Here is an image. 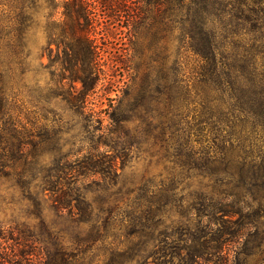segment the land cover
<instances>
[{"label":"trees","instance_id":"trees-1","mask_svg":"<svg viewBox=\"0 0 264 264\" xmlns=\"http://www.w3.org/2000/svg\"><path fill=\"white\" fill-rule=\"evenodd\" d=\"M122 1L123 7L127 2L137 1L153 12L148 18L152 43L169 39L173 48L170 51L172 65L158 66L155 78L153 69L156 67L147 70L138 89L125 82L113 90L116 95L107 98L109 121L103 124V118L93 108H87V104L107 75L102 67L97 35L101 34L99 39H104L102 35L108 27L97 29L99 18L89 12L84 0H27V13L32 21L38 8L46 10L43 28L48 63L45 67L52 69V82L57 84L56 81L66 79L72 85L80 83V88L70 86L65 100L88 128L94 116H98L100 125L96 128L97 142L92 151L99 152L100 146L112 151L103 158L88 153L73 169L56 160L50 167L40 169L39 186L57 194L59 211L75 207V221L94 227L100 214L98 210L102 209L95 200H89L70 185L72 170L77 171L76 175L100 174L107 180L112 172L117 174L116 160L126 156L128 142H147L153 138L152 146H158L157 151L164 159L172 157L171 161L180 169L198 171L206 180L194 197L202 218L235 224V227L224 225L225 229H218L222 242L229 245L225 247L221 243L219 247L207 249L223 252L225 256L234 254L238 246L234 249L233 245L245 239L241 229L251 224L257 230L264 216V0ZM105 6L101 22L115 27L116 6L114 3ZM135 20L128 15L125 30H122V44L128 41L129 46L124 47L126 51L128 48L135 51ZM24 39L23 26L10 30L0 14V121L6 114L10 115L6 110V92L23 79ZM16 65L20 68L19 74ZM187 106L199 112L195 125V135L199 138L197 148L180 132L181 108ZM86 110L92 118L84 117ZM130 121L137 123L133 129L129 127ZM231 138L236 142H230ZM45 143L47 139L41 134L35 135L32 129L15 121L9 127L0 126V165L8 145L10 153L15 154L27 145L35 148ZM28 171L30 177L37 175L35 162H30ZM149 205L145 211H141L143 205H139L136 209L140 210L139 214L130 216L129 222L140 229L139 233L155 230L158 223L153 220L160 217L167 206ZM234 216L237 218L233 220ZM22 256L13 264H41L40 259L44 260L40 255L35 257L38 261ZM152 256L158 264L166 263L164 251H153ZM4 262L5 259L0 264ZM138 263L146 264V256Z\"/></svg>","mask_w":264,"mask_h":264},{"label":"rangeland","instance_id":"rangeland-1","mask_svg":"<svg viewBox=\"0 0 264 264\" xmlns=\"http://www.w3.org/2000/svg\"><path fill=\"white\" fill-rule=\"evenodd\" d=\"M84 1L89 12L99 18L97 29L108 27L102 35L104 39L100 40L101 34L97 35L101 63L107 75L87 104V108L97 111L96 114L106 124L109 121L107 98L116 95L113 90L125 82L138 89L147 70L154 67L155 78L158 66L172 65L170 51L173 48L167 38L152 43L148 18L153 12L145 4L134 1L127 2L123 7L122 0H103L106 2L104 5L99 0ZM108 3L116 6L113 12L117 16L114 17L115 27L101 22L104 21L105 5ZM27 5V0H0V14L9 29L23 26L26 55L23 79L16 82L13 90L6 92V110L10 115L3 117L0 126L9 127L15 121L32 129L33 134H41L47 143L35 148L27 145L15 154L10 153L8 145L2 155L0 263L5 259L4 264H13L23 254L24 259L33 258L34 261H38L35 258L37 255L44 257V260L40 259L41 264H141L138 261L143 256H146V264H158L152 253L164 251L167 255L165 264H264V216L257 230L251 224L241 229L245 239L239 245H233L234 249L238 246L234 254L225 256L223 252L207 249L224 243L218 236L219 228L225 229L224 225L235 227V224L210 222L205 216L202 218L194 197L206 180L198 175V171L180 169L171 161L172 157L164 159L157 151L158 146H152L153 138L147 142H128L126 156L116 160L114 168L117 174L112 172L107 180H103L100 174L83 176L76 175L77 171L72 170L73 182L70 185L89 200H95V204L102 209L98 210L100 214L94 227L75 221V207L61 211L56 208L57 194L39 186L40 169L50 167L56 160L73 169L88 153L103 158L112 151L104 146L99 147V152L92 151L97 142L96 128L100 125L96 119L98 116H94L91 128H88V124H84L81 116L65 100L71 82L66 79L56 81L57 84L52 82V69L45 67L48 63L43 28L46 10L38 8L32 21L28 17ZM128 15L136 19L133 30L135 51L124 49L129 47L128 41L122 44V30H125ZM52 47L55 48L54 45ZM60 54L64 56L61 51ZM131 55L134 57L129 59ZM17 67L16 73L19 74L20 68ZM73 85L76 88L81 86L80 83ZM152 89L155 91L154 86ZM180 114V132H184L189 143L197 148L199 138L195 135V125L198 109L183 107ZM83 115L92 118L88 110ZM135 124L130 121V129ZM172 132L177 133L173 129ZM35 139L39 141V137ZM229 141L236 142L233 138ZM30 162H35L38 168L37 175L31 177L28 171ZM159 197L162 199L158 200ZM150 203L153 206L167 205V211L153 220L158 223L155 230L139 233L140 229L129 222L130 216L139 214L140 210H136L139 205L142 204L141 211H145ZM223 245L226 247L229 244Z\"/></svg>","mask_w":264,"mask_h":264}]
</instances>
